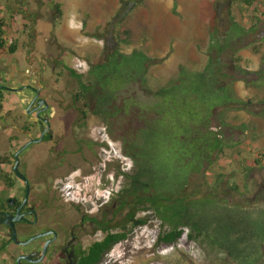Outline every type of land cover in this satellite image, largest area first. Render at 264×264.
<instances>
[{
	"label": "rangeland",
	"instance_id": "1",
	"mask_svg": "<svg viewBox=\"0 0 264 264\" xmlns=\"http://www.w3.org/2000/svg\"><path fill=\"white\" fill-rule=\"evenodd\" d=\"M245 1L144 0L138 4V0H131V5H138L129 8L123 6L122 0H0L8 21L17 13L15 29L9 30L7 36L17 43L18 51L12 55L0 53L3 70L17 75L33 68L30 70L33 75L37 68L42 69L47 63L52 68L64 58L74 70H86L87 59L102 62L115 55L102 66L109 73L121 68L127 77L135 79V85H129L123 93H128V89H131L128 94L139 92L142 94L139 102L152 105L153 91L159 88L174 86L181 95L199 89L198 98L208 111V121L213 128L222 127L224 131L227 146L210 164L204 158L195 159L193 150L181 139L170 141L167 146V141H156L152 127L148 132L138 127L144 118L145 122L151 121L155 113L148 109L143 117L137 109L132 115L115 119L119 125L114 132L117 140L110 137L112 140L108 141L117 162L103 163L101 160L107 155L96 144L93 152L86 149L85 155L100 158L103 172L106 169L112 173L110 180L115 186L118 184L117 190L122 187L131 190L134 177L114 178L113 173L126 169L129 176H136L140 167H146L156 185L174 190L186 187L187 196L194 195L191 211H202L201 219L208 218V226L200 234L183 227L185 234L177 245L158 246L161 220L153 212L140 211L138 218L150 217L151 221L131 232L125 249L119 246L113 259L109 257L110 264H115L119 256L124 258L122 264H264V0H249L253 2L251 6ZM55 4H61L67 20H71V30L63 34L55 18ZM121 11L125 14H119ZM42 15L44 21L40 20ZM256 23L257 31L251 33L249 30ZM231 44L232 51L218 53L220 47ZM256 47L259 54L255 53ZM218 59L232 81L228 78L224 84L221 80L216 83ZM51 68L46 78L53 86ZM248 72L253 75H247ZM0 76L1 85L6 87L10 80L3 74ZM68 81L55 88L65 95L62 108L72 110L71 117L62 112L60 118L70 120L76 118L72 116L73 110L83 106L72 98L78 89L76 82ZM221 85L223 89L219 90ZM26 96L6 92L4 110L0 113V161L8 151L15 150L7 142L15 134L6 125L7 120L17 119L14 124L27 121L26 117L23 120L20 117L24 116L26 105L21 101ZM233 100H252V104L242 110H231ZM90 104L93 108V101ZM94 119L90 126L96 141L97 137L104 139L99 138L100 132L104 134V125L100 127L104 119ZM128 125L131 139L127 150L130 154L142 150L143 160L137 156L135 162L123 154L120 139L129 136L125 131ZM122 161L127 163L125 169ZM149 175L143 182H150ZM164 230H170L169 226ZM13 252V245L0 249V264H14Z\"/></svg>",
	"mask_w": 264,
	"mask_h": 264
},
{
	"label": "flooded vegetation",
	"instance_id": "2",
	"mask_svg": "<svg viewBox=\"0 0 264 264\" xmlns=\"http://www.w3.org/2000/svg\"><path fill=\"white\" fill-rule=\"evenodd\" d=\"M108 59L102 62L87 59L86 70H74L64 58L57 60L52 68L48 63L42 69L37 68L33 75L30 74L33 68L15 75L1 68L0 56V74L10 80L6 87L1 83L0 86L6 88V92L27 95L21 101L26 108L24 116H20L22 120L26 117L27 121L14 124L17 119L7 120L6 125L15 133L7 142L13 144L15 150L13 153L8 151L0 161V197L4 198L3 207L0 206V249L13 245L14 264H110L115 249L130 241L132 223L126 227V219L129 206L134 205L130 198L133 190L129 192L123 187L117 190L118 184L115 186L110 180L112 173L106 169L103 172L101 161L108 165L118 161L108 141L112 140L110 137L117 140L114 132L119 125L115 124V119L132 115L137 109L142 116L148 110L141 108L144 105L139 102L142 101L141 93L133 91L128 94L131 89L123 93L129 85H135L134 78L127 77L121 68L104 72L102 65L109 63ZM50 68L53 86L47 82ZM66 79L76 82L78 89L72 98L83 106L73 110L72 116L76 118L70 120L60 118L62 112L71 117L72 110L62 108L65 95L55 88ZM116 80L124 84L123 88H114ZM114 89L116 92H112ZM91 101L93 108L89 107ZM94 118L104 119L100 126L102 129L104 125V134L100 132L99 136L104 139L97 137L96 141L94 129L90 126ZM145 120L138 127L148 132L150 119ZM130 130L131 126H126L129 136L127 134L120 140L123 154L135 161L127 150ZM1 131L6 132L5 129ZM95 144L104 156L107 155L105 159L100 161L96 156L85 155L86 149L93 152ZM121 164L125 169L127 163L122 161ZM126 172V169L118 171L113 177H134ZM126 195L128 206L121 208L120 198L124 199ZM13 232H16L18 242L12 240ZM121 233L128 234L127 239L115 244L103 260L95 262L102 258L103 244L111 236ZM121 262L116 260L115 264Z\"/></svg>",
	"mask_w": 264,
	"mask_h": 264
},
{
	"label": "trees",
	"instance_id": "3",
	"mask_svg": "<svg viewBox=\"0 0 264 264\" xmlns=\"http://www.w3.org/2000/svg\"><path fill=\"white\" fill-rule=\"evenodd\" d=\"M143 1L144 0H138V4L142 3ZM245 3L250 6L253 4V2L249 0H246ZM122 4L124 7H135L136 5H138H131V0H122ZM55 9L56 18L61 19L63 14L61 6L59 4H56ZM254 12H256V9H254ZM119 14L123 15L125 13L121 11V13ZM10 18L11 21H8V19L4 16L3 10L0 8V53L4 52L12 55L17 53L18 45L16 42H11V40L7 36V33L9 30L15 29L17 13L12 14ZM122 19L123 18H121V20ZM10 23L13 24V27L10 26ZM256 25L257 23L253 28L249 30L251 33H255L257 31ZM232 47H234L233 44L222 46L218 49V53L223 54L228 50L232 51ZM254 50L256 54L260 53L258 47H256ZM114 57L116 56L113 55L112 57H110L111 60ZM216 64L218 67L217 69H215L216 75L218 76V80L216 81V83H219V81L221 80L224 84L226 83L228 78L232 81V77H229V75L223 71L222 60L218 59ZM246 74L253 75V73L251 72H248ZM222 85L220 86L221 88H219V90L223 89ZM113 86L115 89H121L123 88L124 84L121 81L116 80ZM115 89L112 92H116ZM177 89V87L170 86L168 88H159L157 91H153L154 103L152 105H147L144 103L141 108L146 110L151 109L153 113H155L152 120L150 121V125L155 132L154 136L156 137V141H167V143L165 144V146H167L170 141L174 142L181 139V141L183 140L193 150L195 159L204 158L205 160H209L211 164V159L217 153L222 154L225 150V147L227 146L224 139V131L222 127L213 128L211 122L208 121V111L203 106V101L198 98L199 89L194 91V93H188L187 95H181ZM6 91V88L0 86V113L4 110ZM232 102L233 103L231 106L233 107L230 108L231 110H242L252 104V100H249L248 102H236L233 100ZM226 110H229V108H226ZM161 128L164 130H160ZM146 142L147 140H144L143 143L146 144ZM156 144L158 143L156 142ZM132 156L137 162V156H140L141 160H143L142 157H144L145 155L142 150L138 149L137 153H132ZM143 162L144 161H142V163ZM147 174H150L149 170H147L146 167H140L139 172H137L136 176H134L132 185L133 191L131 192L133 193V196H130V198L133 199L134 205L132 207L129 206L130 211L126 219V227H128V224L132 223L130 230L131 232H133L137 228L139 229L148 225V223L151 221H149L150 217L138 218L137 215L140 211L153 212L158 217V219L161 220V230L157 240L158 246L177 245L180 239L185 234L183 227H188L198 234H200L203 229L205 230V228L208 226V218H205L203 220L201 219L202 211H191L190 205L194 195L187 196V190L185 189L186 187L183 188V186H181L182 189L177 190L169 188L164 189L160 184L156 185V182L154 183V179H152L151 175H149L150 182H143L142 179H145V176ZM150 190L152 191L149 192ZM3 199V197H0L1 207H3ZM121 202V208L127 207L128 196L122 199ZM121 223L122 222H120V224ZM166 226H169L170 230H164ZM127 237L128 234L122 233L111 236L110 239H108L105 244H103L104 250L102 258H99L95 262L103 260L105 254L110 251L115 244L127 239ZM189 238L193 239L194 235L190 234Z\"/></svg>",
	"mask_w": 264,
	"mask_h": 264
},
{
	"label": "crops",
	"instance_id": "4",
	"mask_svg": "<svg viewBox=\"0 0 264 264\" xmlns=\"http://www.w3.org/2000/svg\"><path fill=\"white\" fill-rule=\"evenodd\" d=\"M56 5V4H55ZM61 5V4H60ZM62 17H61V19H57L56 17V21H58L59 22V26L62 28V34H63V32H67V30L69 31V30H71V28H72V24H71V20L69 19V20H67V18H66V14L64 13V11H62ZM6 18V17H5ZM44 17H43V15H42V17L40 18V20L41 21H44ZM64 23V24H63ZM87 25L88 24H86V22H85V28L87 27ZM58 25H57V23H56V27H57ZM65 34V33H64ZM5 100H6V97H5ZM4 100V101H5Z\"/></svg>",
	"mask_w": 264,
	"mask_h": 264
},
{
	"label": "water",
	"instance_id": "5",
	"mask_svg": "<svg viewBox=\"0 0 264 264\" xmlns=\"http://www.w3.org/2000/svg\"><path fill=\"white\" fill-rule=\"evenodd\" d=\"M17 158H18V155H17ZM18 163H19V161H18V159H17V162H16V165H17V166H16V169H17V167H18ZM14 221H16V219H14ZM11 226L14 228L13 223L11 224ZM12 240H13L14 242H18L16 232H13Z\"/></svg>",
	"mask_w": 264,
	"mask_h": 264
},
{
	"label": "clouds",
	"instance_id": "6",
	"mask_svg": "<svg viewBox=\"0 0 264 264\" xmlns=\"http://www.w3.org/2000/svg\"><path fill=\"white\" fill-rule=\"evenodd\" d=\"M119 261H124V258H121L120 256H119V259H117V262H119ZM122 262H121V264H122Z\"/></svg>",
	"mask_w": 264,
	"mask_h": 264
}]
</instances>
